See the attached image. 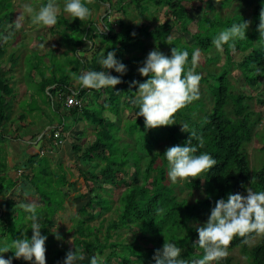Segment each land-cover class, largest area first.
<instances>
[{
    "label": "trees",
    "instance_id": "trees-1",
    "mask_svg": "<svg viewBox=\"0 0 264 264\" xmlns=\"http://www.w3.org/2000/svg\"><path fill=\"white\" fill-rule=\"evenodd\" d=\"M57 1L43 0L45 6ZM123 1L114 5L116 12L127 16L120 8ZM130 1L139 6L141 18L153 16L149 5L165 8L167 18L151 29L140 22L125 23L123 18L116 23L117 29L106 21L105 29L97 32L91 27L88 31L84 27L61 30L67 44L75 43L70 44L72 56H66L64 63L52 59L46 66L38 58H23L25 78L29 85H36L37 94L34 97L28 87L30 96L25 99L48 104L31 112L37 115L33 119L39 117L43 126L52 118L59 122L44 133L49 149L53 151L74 122L83 120L96 129L93 141L85 148L67 142L75 156L95 171L77 166L86 190L78 199L87 197L88 201L72 219L69 248L64 234L50 231L53 217L63 208L65 195L60 187L67 183L66 171L38 155L27 160L25 169L30 168L31 174L12 179L1 168L0 195L7 197L23 179L28 192L21 189L18 195L34 194L38 206L26 207L11 199L1 202L0 221L7 225L0 228V264H237L236 251L245 264H264V156L260 169L252 173L246 152L251 140L258 138L255 130L264 114L245 105L264 103V0H201L198 19L190 18L179 0ZM235 1L250 6L249 12L235 8L222 13ZM12 9L11 0H0L1 129L17 99L10 81L12 65L21 58L8 57L6 63L3 59L9 40L21 30L13 22ZM65 22L60 17L54 24L62 28ZM191 22L194 28H189ZM73 31L81 42L93 32L87 48L82 49L81 42L71 36ZM148 47L163 50L164 57L158 58ZM84 50L91 53L88 60L79 57ZM197 52L205 57L201 65ZM35 76L39 77L36 84ZM195 78L211 97L209 110L196 99ZM230 79L242 80L243 90L237 91ZM72 81H77L75 90ZM255 88L262 90L252 95ZM153 89H160L161 96L145 99ZM167 91L176 94L173 100ZM88 94L94 104L91 109L85 107ZM69 98L80 106H68ZM147 101L157 104V119L142 114ZM21 102L16 109L22 114L16 117L23 124L31 113L18 108ZM124 110L132 112L133 118L120 126ZM104 113L115 123L108 125ZM169 173L181 179L180 190L186 196L179 197L167 184ZM114 188L120 189L116 202ZM248 190L253 198L243 225L231 230L222 227L214 238L212 227L240 209ZM194 192L200 197L189 199ZM34 208L41 212L33 215L30 209ZM105 213L108 218L94 221L96 215ZM256 239L258 243L251 247ZM81 255L83 260H78Z\"/></svg>",
    "mask_w": 264,
    "mask_h": 264
},
{
    "label": "rangeland",
    "instance_id": "rangeland-1",
    "mask_svg": "<svg viewBox=\"0 0 264 264\" xmlns=\"http://www.w3.org/2000/svg\"><path fill=\"white\" fill-rule=\"evenodd\" d=\"M118 0H67V1H57L55 3L48 4L45 6L43 0H11L13 5V22H16L19 27L21 28L20 32L15 36L13 39L9 40L10 42L6 45V54L3 57L5 59V63L8 62L7 59L10 57L11 59H20L17 62H14L12 65V75L13 79L10 81V86L14 90V94L17 96L12 103L13 111L10 114L9 121L4 124V128H0V171L1 168H6L7 175L15 179L16 177L19 178L23 174L30 173V168H26L27 160L31 155H38L40 157H44L49 160V162L53 165H60L63 170L66 171V184L64 187H60L62 193L65 195L63 200V208L58 209L56 215L52 219V226L54 229H50L52 233L57 234H64V241L68 243L69 248H71V233L69 232L72 227V219L75 216L76 212L87 203V197H83L78 199L79 195H85L86 190L83 186L82 180L79 178L78 168H84L86 171L92 172L95 171L94 168H90L87 165V161L81 158L78 159L75 154L72 152L69 143L67 140L74 142V145L79 146L81 148H85L88 144L93 141V133L96 129L88 125L86 122L79 121L74 122L68 130L65 131V135L63 140L60 138V143H57L53 151H51L49 146L46 143L47 137L44 136L45 134V126L48 128H52L54 125H58V120L56 118H52L51 120L44 121V124L47 122L46 125H42L41 122L37 123L38 118L33 115V113L42 110V107H46L48 104L43 103V106H40L36 103L33 97L29 100H26L25 97L30 96V93L27 91V88L24 86L29 87V89L34 92V97L37 95L36 85L32 86L28 84V79L22 76L24 71L23 66V56L27 59H33L37 61V58L40 59L46 66L49 65V61L52 59H59V62L65 61L66 55H68V51H70V47L74 45V42L66 43L62 38V31L65 29L76 30L79 27H84L88 31L91 27L92 30H102L105 29V24L110 22L114 29H117L116 23L121 21L124 18L125 23H136L140 22L142 25L150 26V29L156 26L158 23L165 21L167 18L165 8H158L156 9L154 6L149 5L148 10L153 13L152 17L141 18L139 17V6L130 0H124L123 5L120 7L121 10L124 8L127 16L122 11L116 12L118 8L115 7V3ZM178 2V0H176ZM181 5L187 8V15L190 18L198 19L200 16V9L201 0H179ZM206 0H202L204 2ZM111 6V7H109ZM75 8V9H74ZM111 8V9H110ZM215 8L217 10L218 6L215 3ZM235 8H238L241 11L249 12L250 6H247L243 2L235 1L232 4V7L226 10H222V13H231ZM68 9V10H67ZM67 10V11H66ZM60 17H63L66 22L61 26L57 27L55 25V21ZM143 17H146L145 15ZM57 18V20H55ZM88 18V19H86ZM87 21L89 24L84 25L82 22ZM107 21V22H106ZM7 22V20H4ZM115 23V24H114ZM92 24V25H91ZM8 25V23H6ZM91 25V26H90ZM65 27V28H64ZM194 28L195 24L191 22L189 24V28ZM51 28V30H50ZM58 32L52 34V32ZM74 33L71 36L76 39V42H81L78 32L73 31ZM178 30L174 29L173 33L176 34ZM93 32L84 35L87 36L82 38L81 47L85 49L88 47L89 39H91V35ZM88 40V41H86ZM95 42V40L93 41ZM28 45L27 47H25ZM99 44L95 43V47H98ZM25 48V49H24ZM150 48L152 53L158 58H163L165 52L163 50H157L152 47ZM40 50V51H39ZM87 50V49H86ZM84 50L83 52L79 53V57H83L84 60H88L90 57L89 53ZM25 51V53H23ZM38 51V52H37ZM55 54L56 57L51 56L50 54ZM205 59L200 53H196V61L198 64H202L203 60ZM240 57L237 56V60ZM222 62H220L221 64ZM4 67V66H3ZM196 78L192 81L193 87L195 88L196 92L199 93L196 96L197 100L203 101L207 110L211 108V97L205 91L204 87L198 85L195 82ZM37 80V77L35 79ZM231 84L234 85L237 91L243 90V82L242 80H232L230 79ZM37 82H35L36 84ZM72 83V82H71ZM77 83L73 86H76ZM75 90V87H73ZM260 89H251L252 95H256L261 91ZM160 89H153L151 92L147 93L143 97L145 99H149L152 96H161ZM168 98L173 100L176 96L175 93L171 91H167ZM105 98V96H104ZM122 99V98H121ZM22 101V102H21ZM101 101V99H100ZM17 102H21L18 104L19 109H23L27 115L31 112V115L28 116L25 122L22 124L18 118L16 117L17 114H22L20 110L16 109ZM43 102V100H42ZM84 102L86 103V109L93 108L94 104L91 102V94L85 96ZM245 105L256 112H261L264 114V103L263 105L257 104L255 101L246 102ZM166 106V105H164ZM157 111L158 107L157 104L152 103L150 101L146 102V105L142 109V114L145 115L147 113L152 114L153 119H157ZM48 119L51 115V109H47ZM38 114V113H37ZM108 121L106 122L108 125L115 123V119L107 113L103 115ZM121 120L120 126H122L127 120H131L133 118V113L129 111H122L120 112ZM52 117V116H51ZM53 120V122H52ZM29 124H33V127H29ZM39 133V138L35 139ZM255 133L258 134V138H253L251 142L246 146V152L249 155V161L251 164V172L255 173L258 169H260L262 165L263 159V152H261L262 148L264 147V142H262L261 138L264 136V120L262 123L256 128ZM45 137V138H44ZM40 138L42 139L39 142ZM41 149H44L41 151ZM47 150V152L45 151ZM49 150V151H48ZM157 151H162V147L159 146ZM5 156V158H4ZM5 159V161H4ZM76 160V161H75ZM5 164V165H3ZM83 164H86L84 166ZM25 166V167H24ZM31 174V173H30ZM167 184H170L175 189L177 195L179 197L186 196V192L181 191V179L173 173H169L167 175ZM27 184L23 179L18 180V183L15 187L11 190L7 199H11L16 203H24L22 205L38 206V202L36 200V196L34 194H25L24 196H19V192L21 189L28 192ZM120 190V189H119ZM119 190L114 188L112 193V199L116 202ZM188 197V196H187ZM200 197V194L194 192L192 197H188L189 199ZM253 198V192H247L245 199L242 201L240 205V209L233 214L226 215L222 218L221 224L219 226L212 227V235L214 238L217 237L220 229L222 227H227L229 230L231 229H238L243 225V220L247 213V208L250 205V201ZM6 200V197L0 195V206L1 201ZM33 215H36L37 211L41 212V208H34L30 209ZM260 214V211H259ZM109 214L105 213L101 217L95 216V222L101 220L102 218H108ZM264 216V215H263ZM7 222L2 223L0 221V228H5ZM121 237H125V231L120 232ZM258 243V239L253 241L250 245L251 247L255 246ZM234 262L237 264H245V259L243 256L239 255L236 251L234 254ZM78 260H83V256H78Z\"/></svg>",
    "mask_w": 264,
    "mask_h": 264
},
{
    "label": "crops",
    "instance_id": "crops-1",
    "mask_svg": "<svg viewBox=\"0 0 264 264\" xmlns=\"http://www.w3.org/2000/svg\"><path fill=\"white\" fill-rule=\"evenodd\" d=\"M28 45H26L25 47H27ZM25 49V48H24ZM40 51V50H39ZM38 52V51H37ZM24 53H25V51H24ZM66 56H69V57H71L72 56V53H71V51H68V55H66ZM23 58H24V56H23ZM23 61H25V59H23ZM24 74H25V71H23V73H22V76H23V78H24ZM46 75L48 76V73H46ZM36 77H37V80L38 81H35L34 80V82H39V77L38 76H35V79H36ZM74 82H75V84L77 83V81H72V83H71V87L73 88V87H75V89H76V87H77V85L76 86H73L74 85ZM25 88H28L27 86H24ZM28 91V90H27ZM39 122H41L42 123V121H39ZM38 122V123H39ZM46 130H48V128L47 127H45V131ZM39 138V137H38ZM34 155V154H33ZM32 156V155H31ZM30 157V156H29ZM6 199H7V197H6ZM2 202V201H1Z\"/></svg>",
    "mask_w": 264,
    "mask_h": 264
},
{
    "label": "built area",
    "instance_id": "built-area-1",
    "mask_svg": "<svg viewBox=\"0 0 264 264\" xmlns=\"http://www.w3.org/2000/svg\"><path fill=\"white\" fill-rule=\"evenodd\" d=\"M68 106H80V103L72 98L67 99ZM82 106V104H81ZM54 137H58V134H55Z\"/></svg>",
    "mask_w": 264,
    "mask_h": 264
}]
</instances>
